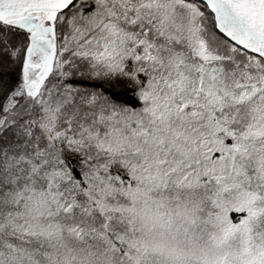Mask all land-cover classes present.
<instances>
[{
	"label": "snow or ice",
	"instance_id": "snow-or-ice-1",
	"mask_svg": "<svg viewBox=\"0 0 264 264\" xmlns=\"http://www.w3.org/2000/svg\"><path fill=\"white\" fill-rule=\"evenodd\" d=\"M0 264H264V0H0Z\"/></svg>",
	"mask_w": 264,
	"mask_h": 264
}]
</instances>
